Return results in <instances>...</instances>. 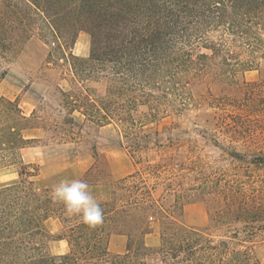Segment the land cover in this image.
<instances>
[{
    "label": "trees",
    "instance_id": "1",
    "mask_svg": "<svg viewBox=\"0 0 264 264\" xmlns=\"http://www.w3.org/2000/svg\"><path fill=\"white\" fill-rule=\"evenodd\" d=\"M41 25L59 38L88 32L91 52L73 67L80 84L57 88L61 117L37 108L27 115L18 100L0 97V168L20 164L19 180L0 183V264H263L254 248L264 231V193L254 175L225 180L201 158L191 137L199 129L161 122L188 109L190 80L212 64L224 74L235 71L233 59L247 69L264 59V0H1L0 80ZM101 79V95L83 85ZM112 123L134 170L112 181L110 197L97 201L104 221L90 228L50 198L57 184L37 188L29 180L36 173L21 152L35 138L25 131L42 128L59 143H78L84 127ZM81 180L90 192L99 181L92 169ZM194 192L206 196L210 226L180 221ZM50 218L61 224L64 253L46 251ZM153 218L161 222L160 242L148 246ZM116 231L127 236L125 252L110 250Z\"/></svg>",
    "mask_w": 264,
    "mask_h": 264
},
{
    "label": "rangeland",
    "instance_id": "2",
    "mask_svg": "<svg viewBox=\"0 0 264 264\" xmlns=\"http://www.w3.org/2000/svg\"><path fill=\"white\" fill-rule=\"evenodd\" d=\"M59 35L60 38L42 25L37 28L35 34L23 45L19 56L9 64L8 74L0 80V97L18 100L27 115L37 108L40 115L61 117L55 100L57 88L70 90L80 84L76 81L73 67L82 59L89 58L90 34L71 30ZM203 51L210 53L206 49ZM218 60L215 58L212 62L217 63ZM237 61L231 60L235 71L222 74L212 64L202 75L193 77L189 85L193 99L188 109L179 118L167 116L161 126L177 120L190 131L199 129V133L191 132V137L198 139L199 153L208 164L206 166L225 180L239 174L246 177L243 174L250 172L264 193V59L249 69L238 67ZM83 85L101 95L107 83L105 79L88 80ZM84 128L87 129L85 140L78 143H59L42 128L25 131L27 137L35 138L21 152L23 163L36 173L29 177L35 187L59 184L62 180L81 179L92 169L99 181L92 187L91 194L97 201H101L110 197L112 181L134 170L130 155L120 144L115 124L98 129ZM94 146L99 157L94 155ZM234 151L245 154L244 160L233 159L229 154ZM106 173L109 177L105 176ZM19 179L20 164L0 168V183ZM160 190L161 187L157 189V195L161 193ZM188 198L180 221L197 227L210 226L206 196L194 192ZM60 228L61 224L56 219L50 218L45 222L44 243L49 254H61L68 249L66 241L57 238ZM160 232L161 222L153 218L151 230L144 236L145 243L157 246ZM262 239L264 231L259 234L254 253L264 264ZM127 241L123 232L116 231L110 239V250L113 253L125 252Z\"/></svg>",
    "mask_w": 264,
    "mask_h": 264
},
{
    "label": "clouds",
    "instance_id": "3",
    "mask_svg": "<svg viewBox=\"0 0 264 264\" xmlns=\"http://www.w3.org/2000/svg\"><path fill=\"white\" fill-rule=\"evenodd\" d=\"M50 198L63 205L65 215L79 218L83 224L94 228L104 221V213L89 190V184L81 179L62 180L55 185Z\"/></svg>",
    "mask_w": 264,
    "mask_h": 264
}]
</instances>
